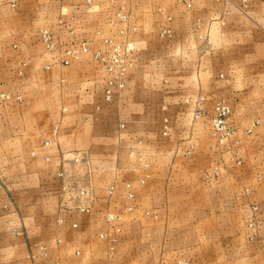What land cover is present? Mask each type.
<instances>
[{
	"label": "rangeland",
	"instance_id": "obj_1",
	"mask_svg": "<svg viewBox=\"0 0 264 264\" xmlns=\"http://www.w3.org/2000/svg\"><path fill=\"white\" fill-rule=\"evenodd\" d=\"M104 1V5L98 6L99 0H91L89 3H86V0H56L54 15L49 24L37 29L25 42L20 38L11 37L4 42L10 49L16 50L13 47L21 46L28 51H8L0 54L7 68L6 91L0 95L22 97L20 104L0 102V108L13 105L23 111L49 109L56 117V134L53 135L50 131L53 139L50 134H38L34 135V142H29L23 149H14L13 144L0 149L3 181V186H0V209L9 207L7 211H13V206L19 218L18 207H40L42 204L55 211L51 223L56 225L59 217L65 221V213L59 211L61 183L57 177L54 178L55 172L56 176L60 171L65 173L71 195L75 194L78 186L91 191L94 207H101V216L97 219L106 227L104 215L108 211L120 214L123 223L144 219L157 220L158 213L139 210L142 204H139L137 197L147 186L152 172H159L160 158L168 156L172 159L178 156L191 160L196 144L198 147L209 144L212 163L205 173L209 172L214 180L229 169L228 165H231V169L238 170V167L235 168L232 164L239 165L240 160L244 158L248 161L256 159L264 164V84H252L248 96H245L240 95L238 86H229L228 79L221 73H217L216 79L213 73L208 76L200 75L197 87L185 85L180 89L173 82H164L165 78L171 76L166 66L170 70L178 62L198 64L201 58L207 56L213 42L218 43L224 33H231L227 37L228 43H239L240 46L247 45L250 50L254 49L255 57L250 55L253 62L259 57L262 61L264 0ZM119 14L129 15L137 26L136 33L128 35L129 41L134 44L131 51H126V39L118 35L119 30L126 29L117 20ZM41 30H47L51 34V50L46 49L40 40L38 34ZM165 31L169 32V35H163ZM198 43L202 45L199 50L201 52H197L195 47L182 51V45L190 48ZM175 44L178 46H174ZM82 45L87 49V53L79 55L78 61L72 62L69 53L79 51ZM115 48L122 53L123 84L120 89L109 86L112 98L107 103L103 97L106 83L116 81L120 73V69L112 64ZM177 48L179 50L176 51ZM233 56L228 65L243 64L246 60L244 54ZM62 60L70 61L69 66H62ZM204 63L208 64V61ZM130 76L132 81L129 82ZM1 78L3 79L2 76ZM211 79H214V83L207 82ZM87 83L91 85L88 86ZM240 91L242 93V90ZM124 95L125 99L128 95L133 101L129 104L134 107L130 109L133 111L131 115L143 117L144 128L126 131L125 120L120 117L125 115L121 111L127 108V104L120 99ZM219 103H224L228 109L226 123L232 130L230 137L221 145L211 130V120ZM63 110L77 113L86 110L91 117L85 127L84 124L75 123L78 133L74 134V138L79 141L77 146L73 145V148L69 149L59 148L57 142L62 115L68 113ZM196 111L204 116L193 122L192 115ZM104 113L108 118H104L102 126L96 127L95 116ZM111 115L115 116L111 118ZM164 126L167 127L166 136L163 135ZM248 130L251 132L248 133ZM101 136L111 140L115 138V143L105 150L87 147L90 141L92 143ZM44 141H52V147L44 150ZM255 141L257 144L251 147ZM190 146L193 155L185 157L186 148ZM44 154H48L52 159L51 165L64 159L57 171L52 165V169L47 173L50 178L47 182L37 183L29 177L23 179V174L18 180L11 177L19 169L15 167V161L25 165L31 164L32 161L42 162ZM74 157H84L87 164H75L72 161ZM26 169L30 168L27 166ZM112 184L115 191L113 198L109 200L106 197V189ZM37 185L43 187L46 193L49 192L47 196L42 195L41 199L44 201H33V195L38 193L35 190L39 187ZM126 185L130 186L134 194L133 200L126 198ZM262 200L261 203L256 200L253 204L248 201L244 204L247 206L246 211L226 215L229 217L228 223H220V226H225L226 229L219 230V234L217 231H211L214 238L209 243H199L198 249L184 244L182 255L185 258L206 253L264 256ZM32 201L34 204H30ZM253 206L258 207L257 213L252 211ZM129 207L132 211L126 212ZM8 214L10 215V212ZM214 216L222 218L223 215ZM14 217L13 215L12 219ZM182 219L180 221L183 224L190 222L189 217ZM223 233L230 237V243L226 238L224 241L219 238ZM28 241L38 242L26 238V247ZM216 241L222 242L213 245ZM103 243L105 255L110 258L107 244ZM182 262L191 264L186 260Z\"/></svg>",
	"mask_w": 264,
	"mask_h": 264
},
{
	"label": "crops",
	"instance_id": "obj_2",
	"mask_svg": "<svg viewBox=\"0 0 264 264\" xmlns=\"http://www.w3.org/2000/svg\"><path fill=\"white\" fill-rule=\"evenodd\" d=\"M9 1L0 0V54L8 51L15 53L28 51L21 46L13 47L16 50L10 49L4 42L8 37L20 38L24 42L32 37L37 29L45 27L52 21L53 7L56 4V0H14L16 5L12 9ZM104 2V0H99L97 5H104ZM230 35L231 33L228 35L224 33L218 43L213 42L207 56L201 58L198 64L178 62L170 70L166 66L165 68L171 76L165 78V84L173 82L180 89L185 85L197 87L200 83V75L207 74L208 76L209 73H213L216 79L217 73H221L224 78L228 79L229 86L239 87L240 95L248 96L250 86L254 83L263 85L264 59L261 61L259 57L257 61L253 62L252 56L255 57L256 51L250 50L247 45L228 43L227 37ZM174 46H178V44ZM185 46H181L182 51L185 48L191 50L195 47L197 52H201L199 51L202 46L200 43L190 48ZM177 50L179 49L177 48ZM237 54L245 55L244 63L228 65L231 57L237 56ZM204 61H208V64ZM6 69V63L0 57V93L6 91ZM131 78L130 76L129 82L132 81ZM207 82L214 83V79ZM87 85L89 86L91 83H87ZM125 96L120 99L127 104V108L121 111L125 114L124 117H120L125 120L126 131L144 128L143 117L131 115L133 111L130 109H134V107L129 104L132 99L128 95L125 99ZM85 109L87 110L88 107ZM86 110L83 113L63 110L68 113L62 115L61 129L58 130L59 148L69 149L73 148V145L77 146L79 140L74 138V134L78 133L75 123L84 124V127L88 125L87 121L91 117ZM105 116V113L96 115L94 125L102 126L104 118H108ZM113 116L115 115H111V118ZM55 122L56 117L49 109L46 111H23L13 105L0 108V149L8 148L11 144L14 145V149H23L29 142L31 144L34 142L36 138L34 135H51L50 131L52 132L56 128ZM191 133L193 134V132ZM1 135L3 136L1 137ZM51 138L53 139L52 135ZM114 140L115 138L111 140V138L101 136L92 143L90 141L87 147L105 150L109 145L115 143ZM256 144L255 141L251 147ZM210 146L203 144L198 147L196 144L191 160L178 156L172 159L168 156L158 159L159 172H152L147 186L138 193L137 198L140 200L139 204L140 202L142 204L139 206V210L158 213L159 216L155 221L144 219L124 222L121 228L120 243L110 258L105 255V244L98 239V235L106 230L101 220L97 219L101 216L99 205L94 207L90 216L75 215L70 218L64 214V224L56 226L51 223L55 213L54 209L49 210L41 204L40 207L30 205L17 208L25 237L14 236L10 233L6 222L12 220L13 215L8 214L11 210L0 209V264H16L21 261H24V264H29L25 260L27 257L26 238L37 240L46 246L48 253L46 264H177L183 260L191 264H264V256L206 253L185 258L182 255L181 249L184 244L198 249L199 243H209L214 238L211 231H217L219 234V230L226 229L225 226L221 227L220 223L222 222L223 225L228 223L229 217L226 215L246 211L247 206L244 205L246 202L250 201L249 203L253 204L254 201L259 200L258 202H260L261 199L264 202V164L256 159L248 161L244 158L240 160L239 165L232 164L235 168L238 167V170L231 169V165H228L229 169L214 180L209 172L205 173L212 163ZM46 155L44 154V156ZM43 157L44 164L32 161L31 164L25 165L15 161L14 165L19 169L11 177L18 180V177L23 174V179L29 177L30 180L37 181V183L47 182L50 179L47 173L52 169V165L57 171L64 159L61 162L59 160L53 162L51 165L52 159L45 162ZM27 166L30 168L29 170L26 169ZM35 190L38 193L33 195V201L39 200L43 194L47 196L46 194L49 193H46L47 191L41 186L36 187ZM33 201L30 204H34ZM41 201L44 200L41 199ZM214 215L223 216L219 218ZM192 216L195 218L194 220ZM17 217H19L18 214ZM182 217L184 219L189 217L190 222L183 224L180 221L183 220ZM72 223L78 225L76 230L71 229ZM219 238L222 241L226 238L230 243V237L225 233ZM221 242L216 241L212 244L219 245ZM76 251L79 252L78 256L75 255Z\"/></svg>",
	"mask_w": 264,
	"mask_h": 264
},
{
	"label": "built area",
	"instance_id": "obj_3",
	"mask_svg": "<svg viewBox=\"0 0 264 264\" xmlns=\"http://www.w3.org/2000/svg\"><path fill=\"white\" fill-rule=\"evenodd\" d=\"M91 0H86V3H89ZM9 5L11 8H14L16 5V2L14 0L9 1ZM118 22L121 25H124L126 29L119 30L118 35L122 38L126 39V51L133 50V43L129 41L130 34H134L137 31V26L135 22L131 19L129 15L126 14H119L117 17ZM169 35V32L165 31L163 35ZM39 38L45 45L46 49L51 50L52 49V37L49 31L47 30H41L39 31ZM87 49L84 47V45L81 46L79 51H73L69 53L70 59L72 62L78 61L79 55L86 54ZM122 53L118 48L113 49V55H112V64L120 69V73L118 74V77H116V81L106 83V87L104 89V101L110 102L112 95H111V89L110 87H117L118 89L122 88V77L124 75L123 69H122ZM70 61L62 60L61 65L62 66H69ZM0 102H14L16 104H20L22 102V97L19 95H16L14 97L10 95H0ZM228 115V109L224 103H219L215 107L214 116L211 120V130L212 135L217 139L218 143L221 145L223 141H225L227 138L230 137L232 130L226 123V118ZM203 113H200L198 111L194 112L192 115V121L196 122L203 118ZM255 124H258V122H255ZM163 135H167V127H163ZM248 133L251 131L248 130ZM53 135L56 134V129L52 131ZM52 147V143L50 141H44L42 148L44 150H48ZM192 153V147L186 148V151L184 153L185 157L191 156ZM45 162L50 161V157L48 155L43 157ZM72 161L75 164H87L84 161V157H74ZM57 179L61 183V202H60V208L59 211L67 214L70 218H73L75 215H84L89 216L93 210L94 207V199L91 197V191L88 190L86 187H77L74 191V195H71L69 193V189L67 188V176L63 171L58 172ZM141 184H143V181H141ZM0 186H3V181L1 177V170H0ZM115 191V186L112 184L107 187L106 189V197L107 199L111 200L113 198ZM126 198L128 200L134 199V194L130 188L129 185H126ZM9 207H3V210L7 211ZM13 211L11 210L10 213L13 214L15 217H17V211L12 206ZM132 211V208L129 207L126 209V212ZM252 211L257 213L258 207L253 206ZM104 221L106 225V230L98 235V239L102 242H105L107 244V253L108 257H111L114 254V251L118 244L120 243V235L122 231V224H123V217L120 214H114L110 211L106 212L104 215ZM17 223V224H16ZM64 224V220L59 217L56 220V225L62 226ZM7 227L9 228V231L14 236H21L24 237V231L21 226L20 218H15L12 220H9L6 222ZM18 226V227H17ZM78 228V225L75 223L71 224V229L76 230ZM59 244V242H57ZM264 245V240L262 242ZM75 255L78 256L79 252L76 251ZM38 260V263H37ZM48 260V253L45 246L41 245L40 243L36 241H28L27 242V257L26 261L29 264H46ZM16 264H23L21 262H18ZM178 264H189L187 262H178Z\"/></svg>",
	"mask_w": 264,
	"mask_h": 264
}]
</instances>
